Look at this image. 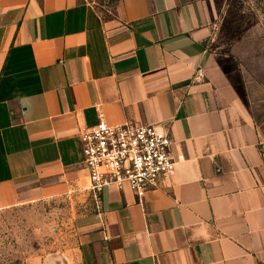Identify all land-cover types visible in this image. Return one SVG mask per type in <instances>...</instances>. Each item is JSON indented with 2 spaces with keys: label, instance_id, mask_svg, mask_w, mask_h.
Wrapping results in <instances>:
<instances>
[{
  "label": "crops",
  "instance_id": "0c3cea01",
  "mask_svg": "<svg viewBox=\"0 0 264 264\" xmlns=\"http://www.w3.org/2000/svg\"><path fill=\"white\" fill-rule=\"evenodd\" d=\"M216 3L0 0V209L89 197L81 264H264V43L210 49ZM99 120L184 160L97 202L78 135Z\"/></svg>",
  "mask_w": 264,
  "mask_h": 264
},
{
  "label": "rangeland",
  "instance_id": "374dc122",
  "mask_svg": "<svg viewBox=\"0 0 264 264\" xmlns=\"http://www.w3.org/2000/svg\"><path fill=\"white\" fill-rule=\"evenodd\" d=\"M213 43H264V0H217ZM91 199L53 197L0 209V264H81L78 218Z\"/></svg>",
  "mask_w": 264,
  "mask_h": 264
},
{
  "label": "built area",
  "instance_id": "2783aa9c",
  "mask_svg": "<svg viewBox=\"0 0 264 264\" xmlns=\"http://www.w3.org/2000/svg\"><path fill=\"white\" fill-rule=\"evenodd\" d=\"M203 80L197 70L194 83ZM88 191L98 202L103 190L128 188L138 200L158 182L168 180L182 154L172 153V141L154 126H108L102 120L78 135Z\"/></svg>",
  "mask_w": 264,
  "mask_h": 264
}]
</instances>
